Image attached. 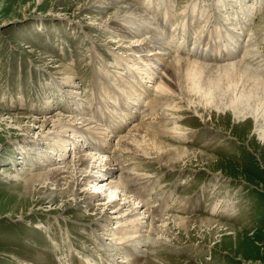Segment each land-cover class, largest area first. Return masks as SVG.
Masks as SVG:
<instances>
[{
	"label": "rangeland",
	"instance_id": "obj_1",
	"mask_svg": "<svg viewBox=\"0 0 264 264\" xmlns=\"http://www.w3.org/2000/svg\"><path fill=\"white\" fill-rule=\"evenodd\" d=\"M129 1L141 12L148 1L156 3V9H151L153 5L149 7L152 17L171 11L170 31L163 34L182 38L186 35L183 32L186 23L193 35L189 49L195 47L194 43L198 45L201 38V42L206 40L203 45L207 51L217 55L239 32L245 39L240 58L256 43L257 48L250 50L264 52V34H256L257 29H264V11L257 15L253 12V7L262 5L263 0ZM188 7L194 12L185 11ZM113 12L114 9H107L100 14L96 0H0V264H83V261L86 264L87 258L94 257L97 264H112V256L115 263L124 258L128 262L126 254L121 255L126 244L121 238L130 236L133 242L128 244L129 249L139 256L143 254L139 264H264V99L252 109L245 110L242 106L241 119L236 120L232 99L244 93V84L234 72L233 77L226 69L212 67L192 68L191 75L197 82L189 84L200 88L194 93L185 97L161 93L157 87L161 77H165L168 63H159L165 69L151 71L153 76L146 71L148 67L138 70L133 58H123L129 50L126 47L138 38L118 37L117 29L105 28L100 20ZM136 22L138 19L135 26ZM261 60L259 67H251L264 80V59ZM197 63L216 65L203 60ZM64 69L69 72L63 75ZM68 79L75 84L66 83ZM144 85L150 91H144ZM138 102L142 106L131 109ZM130 112L139 116L127 119L123 133L116 137L108 134L104 146L110 148L108 152L101 154L94 150L98 144L94 137V147L87 148L88 142L78 130L83 136V131L91 134H85L86 138L92 137L93 132L104 138L100 126L110 122L118 125L123 121L121 117ZM163 113L167 119L159 124L157 117ZM15 116L26 119L18 126L12 119ZM57 117L72 128H52ZM45 119L50 124L42 129L41 122ZM81 119L90 120V127L81 129L84 127ZM34 120L41 122L33 124ZM145 121L154 123V129L168 132L160 134L165 144L191 149L196 156L184 155L179 166L182 170L161 167L150 159L127 160L124 166L129 168L123 171L139 177L132 182L130 193L123 185L121 170L110 175L106 168L99 172L98 166L114 157L119 140ZM91 127L95 130H90ZM177 128L180 130H174ZM49 135L52 137L48 138ZM201 152L213 158L200 159ZM80 157L89 158L88 174L100 182L119 184V191L124 190L135 201L125 200L124 192L121 197L119 191L106 192L108 188L101 184L99 189L93 185L78 189L76 185L74 191L66 194L68 186L56 187L50 181L42 184V177L35 176L61 169L68 172L65 177H72L70 174L74 175ZM82 191L98 193V201L89 205L77 202V194ZM112 194L116 196L110 199ZM112 200L122 207L125 201H131L133 206L138 202L150 211L148 216L166 219L167 225L172 223L170 218L195 217L221 224L199 228L201 223L194 221L188 233L175 229L172 238L166 239L172 244L154 243L138 249L135 240L144 239L148 243L153 237L151 225L137 228L133 221L143 217H123L130 210L111 214L114 210L103 206H109ZM162 206V212L153 213ZM100 214L122 219L103 221ZM124 226L129 227L128 236L121 230ZM114 242L120 244L121 250L113 251Z\"/></svg>",
	"mask_w": 264,
	"mask_h": 264
},
{
	"label": "bare ground",
	"instance_id": "obj_2",
	"mask_svg": "<svg viewBox=\"0 0 264 264\" xmlns=\"http://www.w3.org/2000/svg\"><path fill=\"white\" fill-rule=\"evenodd\" d=\"M154 1H156V0H154ZM155 4L156 3H149V1H148L146 7H144L143 10H142V12H143L142 13L129 0H96L97 10H98V12L100 14H104L107 9H114V12L111 15H109L108 18H105V20L102 18L100 20L101 22L103 21L105 23L104 24L105 28L108 27L109 29H115V31L117 29L116 33H117L118 37L128 38L129 36L132 35V36H135V38H138L137 40L134 38V40H136V41H133V43H131L129 46L126 47V49L128 48L129 50H126L124 52L123 58L124 57H126L128 59H132L133 58L132 61L136 62V64L139 65V68L136 66L138 68V70H141L143 66L144 67H148L146 71H148L149 73L151 71H159V67H160L161 70L165 69V68H163V65H159V63H162L164 65L168 63L167 69L164 70L165 77H163V78L161 77L160 84L157 87V89H159L161 93H167V94L169 92L174 93V94L178 93V95L180 94L183 97H185V95H189V92L190 93H194L193 91L196 88H199V87L198 86H190V84H189V83L197 82L192 77L193 74L191 75L192 68L193 67H212V68H217V69H219V68L220 69H226V70L230 71V74H232V75H233L232 72H234L235 75L238 77L239 82L244 84V89H243L244 93L238 94L236 98L232 99L233 102L231 101L232 105H233V108H232L233 109V115L235 116L236 120H240L241 119V116H242L241 114L243 113V112H241V110H243L241 108L242 106H243V108L245 110H247V108L248 109H252L255 106L257 107V104H255L256 102L263 101V99H264V80L258 78V76H256L257 74L255 75L253 73V68L251 67V66H256V65L259 67V65H261V62L263 61L261 59H264V52L260 51V49H256V50H253V51L250 50V48H257V46H256L257 43L252 45L248 50L245 48L247 51L245 50L246 52L244 53L242 58H240L241 57V53L239 51L236 52V56H237V58H240V61H237V62L234 61L233 63L224 64V65H222L221 63L220 64L216 63V65H206V64H201V63L198 64L197 60H202V59L199 58V57H194L193 53H194L195 49L199 45H197L193 49H189V45H188V44H191V41L193 39V37H192L193 35L189 36L187 38H184V39L180 38L179 36L177 37V35H174V36L171 35V36L165 37L164 34H163V31L165 30V27L163 25H161V22H160V18H162L163 16L155 17L153 15V17H152V15L148 13V12H151V10H149L150 5H153L151 7V9H153V7H155V9H156L157 5H155ZM167 6H169V5H167ZM262 6H264L263 2H262ZM210 7H212V5H210ZM157 8H159V7H157ZM191 10L192 9L188 7L185 11L194 12L193 11L194 9L192 11ZM248 10H249V8H248ZM254 10H255V7H253V11ZM146 12L148 13V16H147ZM169 13L172 14L171 11H169ZM198 15H200V14H198ZM136 19H138V22H136L137 24L135 26ZM205 19H207V18H205ZM209 20H210V18H209ZM132 21H134V22H132ZM263 21H264V17H263ZM215 22H217V21H215ZM208 24H209V22H208ZM240 25H241V23H240ZM219 26H221V25H219ZM259 29L256 30L257 31L256 34L259 36L260 32H262V35H263L264 34L263 33L264 29H262V30H259ZM176 32L177 31H175V33ZM228 33H230V32H227V34ZM230 34H228V35H230ZM222 37H224V36H222ZM129 38H131V37H129ZM250 38H251V35H250ZM194 39H196V38H194ZM197 40H198V38H197ZM197 40H196V42H197ZM200 40H201V38H200ZM218 40H219V38H218ZM254 40L257 41L258 44L260 43L257 38H254ZM212 43H213V41H212ZM198 44H199V41H198ZM194 46H195V43H194ZM214 47L216 48V45ZM236 48L237 47H235V49ZM203 50H205L204 47H203ZM212 51H213V49H212ZM130 52H133L136 55H133ZM259 58H260V61H257ZM123 60H125V59H123ZM126 61H127V59H126ZM252 63H254V64H252ZM254 69H256V68H254ZM68 72H69V70H65L63 72V75L68 73ZM157 73L159 74V72H157ZM150 74H152L154 76V73L151 72ZM233 77H234V75H233ZM151 79H154V78H151ZM68 80L69 81H66V83H68V84L74 83V81L72 79H68ZM196 84H198V83H196ZM71 86L72 85H70L69 87H71ZM122 88H124V87H122ZM142 88L146 92H147V90L150 91L149 88H147L146 85H144ZM120 89H121V87H120ZM124 89H126V87ZM134 90H136V89H134ZM128 92H130V91H128ZM138 92H139V90H138ZM130 94H132V93H130ZM125 99L127 101L131 100L129 98H125ZM121 104H123V103H121ZM139 105L142 106V104L140 102H138V104H132V106H134V107H132L131 109H138ZM156 107L158 108V106H156ZM151 108L152 107H150L149 110H151ZM153 108H155V107H153ZM140 112H142V109L140 110ZM81 114L83 115L84 112L81 113ZM247 115L248 114H246V116ZM18 117L19 116H15L12 119H14L13 121H14L15 125L20 126L21 123H22V120H24L26 118H24L22 116L20 118H18ZM102 117H100V118L102 119ZM94 119H96V118H94ZM165 119H167V117H165V114L163 113V114H160V116L158 115L156 122H158L159 124H162L165 121ZM81 120L83 121L82 125L84 126L81 129H84L85 127H87V126H89L91 124V123H89L90 120H88V119H81ZM97 121H98V119H97ZM32 122H33V124H38L41 121L34 120ZM52 122H53V127L52 128L55 127V129H59V130L61 128L62 129L63 128H69V126H70V123L64 121V119H60V117H57V121H55V122L52 121ZM41 123L42 124H41L40 128L46 129L47 127H49L50 121L48 119H45ZM106 123H108V122H106ZM153 124L154 123H152V122L148 123V121H145L141 125L137 124L138 126H136V127L134 126L133 129L130 131V133H128V135L123 136L119 140L118 147L114 151V153H115L114 157H112L111 159L110 158L106 159L107 161H106V163L104 165L100 164L98 166L99 168L101 167L99 169V172H101V171L103 172L105 170L104 168H106L107 169V173L110 174V175H115L116 172H119L121 170L122 171L121 175L124 176L123 185H125V189H128V192H130V193L133 191V189H131V188L134 187L132 182L139 180V177H137V176L135 177L132 174L123 171V169H126L128 167V166H126V167L124 166V163L127 160L130 161V159L131 160H139V159H146V160L148 159L149 160L150 159V160L154 161L155 163H158L161 167L162 166H167V167H171L172 169H175V170H179V169L182 170L184 168L179 167L181 165V163H183V162H181L183 160L182 157L184 155L186 157H188V156L195 157L196 156L195 155L196 152H194V151L191 152L192 151L191 149L188 150V149H183V148H172L171 146L165 144L162 141V138H161L160 134H162V136H163L165 134H168V132H166L164 130L160 131L159 129H154L153 128ZM154 126H155V124H154ZM73 128H75V124H74ZM93 129L95 130L94 127H91L90 130H93ZM75 130H78V128H76ZM99 130H102L104 132L103 135H106L104 138L103 137L99 138V135L95 134L94 132H93L92 137H89V138H86L85 136L87 134L88 135H91V134H89L88 132L86 133V131H83V132H85L84 136L82 135L81 130H78V133H80V137L83 140L88 142V145H87L88 149H92V147H94L93 146V141H92L93 137H94L95 142L98 143L94 147V150L97 151L98 153L102 154V153L108 152L110 150V148H108V147L104 148V146L107 143L105 141V138L108 137V134L105 133V131L103 130V128L101 126H100ZM174 130L178 131V130H180V128L179 129L177 128V129H174ZM180 135H181V133H180ZM170 136L172 138L176 137V136L174 137L172 135H169L168 137L170 138ZM50 137H52V135L48 136V138H50ZM89 142H91L92 145L91 144L89 145ZM36 146H38V145H36ZM55 148L59 149V147H55ZM78 149L81 150V147H78ZM200 154L202 155V158H200V159L213 158L211 156H208L204 152H201ZM198 156L201 157L200 155H198ZM102 162L103 161H101V163ZM115 162H116V164H115ZM189 162H190V160H189ZM88 164H89V158L80 157L78 159V161L76 162V168L74 169V175L70 174V176H72V177H65L64 175L68 174V172L67 171H62L61 169L60 170L49 171V172H47V173H45L43 175L35 174V176L38 175L37 178H41L42 177L40 183L44 182V184H45L47 181H50L52 183V185L56 186V187L68 186V188L65 191L66 194H68L69 192L71 193L72 191H74V187L76 185L78 186V189H80V188L82 189V188H84V186H89V185H93L95 187V189H99L97 187H98L99 184H101L102 186H106V188H108L106 190V192L109 191V190H112V189L116 190V191L120 190L121 187L119 186V184H114V183L109 182V181H103V182L101 181L100 182L99 179L97 180V179L94 178L93 175L88 174V172L86 170ZM213 175H216V174H213ZM37 178H32V179H37ZM135 179H137V180H135ZM71 180H73V181L71 182ZM38 181L39 180H37V182ZM127 185H128V187L126 188ZM119 192H120V197H121V193L124 192V193H122L123 194L122 196L126 197L125 200H127V199L131 200L132 199L131 197H129L126 194V192L124 190L123 191H119ZM97 195H98V193L82 191V192L77 194V196H78L77 202L89 205L90 203L98 201L99 197ZM114 196H116V194H114V195L112 194L110 199H112ZM132 201L134 202L135 200L132 199ZM134 205L135 206L131 205V201H129V202L125 201L124 206L122 207L121 204H119L116 201L113 202V200H112L109 203V206L107 204V206H103V207H105V208L109 207V210H114V211L110 212L111 214L122 213L124 211L127 212V211L130 210L128 215L123 216V217H127V218H135V217L138 218V217L142 216L143 218L141 220H139V218H138L137 220L133 221L134 224H136V227L137 226L138 227L141 226V228H145V225L146 226L147 225H151V227H152V236H153L151 238V240H150L151 243L150 242H148V243L144 242V239L135 240L134 241V246H137L138 249H142L144 247H147L149 244L153 245L154 243L155 244H161V245L168 244V243L172 244L173 241L168 242L166 239L172 238V236L174 235L175 229L186 231L188 233L189 229L191 227V224L194 221L201 223L199 228H204V227L208 228V227H211L214 224H219V225L221 224V223H219V221H215L214 222L211 219L195 217V218H190V219H188V218H170L169 220H170V222L172 221V223L170 225H167L168 223H167L166 219H156V218H151L150 215L148 216L147 213H150V211L147 208L145 209L144 205H140V203H138V202H137V204L135 202ZM164 206L158 207L157 209L154 210L153 213L162 212ZM216 207H217V205H216ZM142 210H144V211H142ZM214 210L216 211L217 208H214ZM100 215H102V214H100ZM145 218H146L147 221L145 220ZM100 219L103 220V221H111L112 222L113 219L117 220V219H122V218L109 217V216H106V215H102V217ZM123 219H126V218H123ZM142 220H143V222H142ZM196 222H194V223H196ZM118 223H119V221H118ZM129 223H128V226H129ZM130 225H132V224L130 223ZM117 228H118V226H117ZM127 229H125V226H124V228L122 227V229H121L125 236H128L127 234L129 233ZM131 229H134V228H131ZM129 231H131V230H129ZM121 235H122V233H121ZM160 235L163 238L165 237V239H163V238L159 239L158 237H160ZM131 238H132L131 236L130 237L121 238V240L124 239L126 244H127V245L124 244L122 246V248H125V249H123L124 251H122L123 254H121V255H124V253H125L126 254V259L128 260V262L124 258V261L123 260H121V261L117 260V263H115L116 262L115 258H113V256H112V259H114L112 264H139V263H141L143 254L141 256H139L135 252L133 253L131 251V249H129L131 247L130 246L131 245L130 242H133V241H131ZM128 244H130V245H128ZM119 245L120 244H117V243L114 242V244L112 246L113 251H116L118 248L120 249ZM156 246H159V245H156ZM137 247H135V248H137ZM107 251L109 253V248H107ZM119 252H121V251H119ZM141 253H142V251H141ZM99 259L102 260L103 258H101L99 256ZM86 260H85L86 264H97L98 263L95 257L93 259L87 258ZM82 263L85 264L84 261Z\"/></svg>",
	"mask_w": 264,
	"mask_h": 264
}]
</instances>
